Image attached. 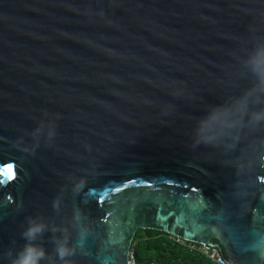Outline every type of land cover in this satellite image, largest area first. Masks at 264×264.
Returning a JSON list of instances; mask_svg holds the SVG:
<instances>
[{"label":"water","instance_id":"obj_1","mask_svg":"<svg viewBox=\"0 0 264 264\" xmlns=\"http://www.w3.org/2000/svg\"><path fill=\"white\" fill-rule=\"evenodd\" d=\"M33 220L41 264H264V0H0V264Z\"/></svg>","mask_w":264,"mask_h":264},{"label":"trees","instance_id":"obj_2","mask_svg":"<svg viewBox=\"0 0 264 264\" xmlns=\"http://www.w3.org/2000/svg\"><path fill=\"white\" fill-rule=\"evenodd\" d=\"M137 262L156 264H212L203 256L175 243L169 235L154 230H138L131 244Z\"/></svg>","mask_w":264,"mask_h":264},{"label":"clouds","instance_id":"obj_3","mask_svg":"<svg viewBox=\"0 0 264 264\" xmlns=\"http://www.w3.org/2000/svg\"><path fill=\"white\" fill-rule=\"evenodd\" d=\"M45 227L42 223L29 221L28 227L22 233L26 243L16 254L12 264H41L47 252L43 247L37 246L34 241L39 234L44 232ZM56 254L60 260L64 261V264H72L67 258L74 255V249L69 246L67 238L57 243Z\"/></svg>","mask_w":264,"mask_h":264},{"label":"built area","instance_id":"obj_4","mask_svg":"<svg viewBox=\"0 0 264 264\" xmlns=\"http://www.w3.org/2000/svg\"><path fill=\"white\" fill-rule=\"evenodd\" d=\"M169 238L173 240L175 243L187 247L190 252L203 256L206 260H208L212 264H228L222 252L216 245L188 243L181 239L174 238L171 236H169ZM128 264H156V263L137 262L134 258L132 250L130 249L128 254Z\"/></svg>","mask_w":264,"mask_h":264}]
</instances>
